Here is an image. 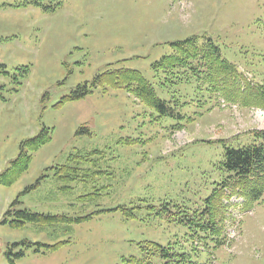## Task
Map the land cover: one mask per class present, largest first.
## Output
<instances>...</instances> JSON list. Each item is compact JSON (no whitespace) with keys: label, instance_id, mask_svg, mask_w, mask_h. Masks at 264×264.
I'll list each match as a JSON object with an SVG mask.
<instances>
[{"label":"rangeland","instance_id":"1","mask_svg":"<svg viewBox=\"0 0 264 264\" xmlns=\"http://www.w3.org/2000/svg\"><path fill=\"white\" fill-rule=\"evenodd\" d=\"M192 37L263 79L264 0H0V176L22 143L44 128L52 138L25 148L29 168L0 184V264H264V196L243 214L242 200L229 203L231 245L199 241L204 232L181 222L220 182L225 147L264 130V111L222 105L192 70V84H159L153 64ZM121 68L139 71L175 116L93 87ZM84 84L91 93L59 105ZM62 166L79 176L67 180ZM23 210L60 219L14 227Z\"/></svg>","mask_w":264,"mask_h":264},{"label":"trees","instance_id":"2","mask_svg":"<svg viewBox=\"0 0 264 264\" xmlns=\"http://www.w3.org/2000/svg\"><path fill=\"white\" fill-rule=\"evenodd\" d=\"M171 46L173 53L162 57L160 61L153 64V69L159 76V84L165 90L178 84H192L191 78H185L186 73L192 70L197 76L198 83L203 80L208 91L216 97L217 102L223 100L224 103L234 106L264 110V77L261 78V82L249 80L238 65L223 57L220 47L212 40L201 41L199 37H192L178 41ZM97 86L102 87L104 93H107L109 89H126L146 106L156 109L164 115L175 116L174 109L168 108V101L158 97L154 86L139 71L127 68L110 69L95 78L93 87ZM89 89L86 84L79 86L77 90L64 97L59 105L83 99L91 93ZM176 103L180 104V101L177 100ZM177 128L179 127H175V129ZM84 130L90 134L87 128ZM51 139V132L48 128H44L39 136L22 143L19 157L12 162L10 169L0 176V184L13 185L29 168L33 157L25 151V148H28L32 153L36 152L48 144ZM251 140V144L241 148L225 147L219 167L222 173L220 182L205 200V207L202 211H195L185 217V221H181L204 232L205 236H200L199 241H207L211 238L210 240L215 242L216 247L231 245L232 240L230 241L228 238L226 228L231 200L233 198L243 200L240 205L242 213L250 211L255 204L262 200L264 196V130L252 131ZM62 171L71 173L72 178L67 180H75L81 170L62 166L58 173ZM167 205L158 207V215L165 211L162 207ZM148 208L157 209L154 206ZM120 209L127 218L136 217L135 207H121ZM11 214L10 210L7 215ZM16 215L20 221L14 222L12 224L14 227H22L28 221L45 223L49 220L60 219V217L46 216L29 210L16 212ZM197 233L199 232L197 231ZM146 244L155 247L157 251L165 249L153 242H146ZM61 245L63 244L49 248L56 250ZM206 245L208 246V243ZM39 246L43 247L40 244ZM165 250H169V248ZM152 255L154 253H151ZM168 255L173 256L170 253ZM181 256L185 257L186 255L181 254L177 257Z\"/></svg>","mask_w":264,"mask_h":264}]
</instances>
